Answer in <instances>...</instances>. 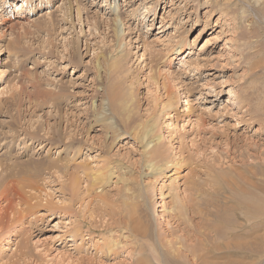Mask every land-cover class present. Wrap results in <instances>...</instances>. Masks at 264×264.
<instances>
[{
  "label": "rangeland",
  "instance_id": "374dc122",
  "mask_svg": "<svg viewBox=\"0 0 264 264\" xmlns=\"http://www.w3.org/2000/svg\"><path fill=\"white\" fill-rule=\"evenodd\" d=\"M10 1L0 264H264V0Z\"/></svg>",
  "mask_w": 264,
  "mask_h": 264
},
{
  "label": "bare ground",
  "instance_id": "6f19581e",
  "mask_svg": "<svg viewBox=\"0 0 264 264\" xmlns=\"http://www.w3.org/2000/svg\"><path fill=\"white\" fill-rule=\"evenodd\" d=\"M18 2H20L21 3V8L20 9H22V7L24 6V3H25V0H17ZM11 5L13 6V2H11ZM19 6V5H18ZM114 7V6H113ZM112 7V8H113ZM24 8V7H23ZM117 25V24H116ZM118 29H119V27H118ZM117 29V33L119 34V30ZM121 30V29H120ZM89 46V45H88ZM7 63V62H6ZM28 72V71H27ZM22 86V85H21ZM104 91H105V95L107 96V99H108V102H110L109 104H110V106L112 107V110L113 111H116L117 109H116V105H117V102H119L121 99H120V94H119V92L116 90V84L115 83H112V84H110V86H108V87H106L105 89H104ZM38 93V92H37ZM50 95V94H49ZM124 102H126V100H124ZM123 102V103H124ZM109 109H110V107H109ZM117 112V111H116ZM263 124H264V121H263ZM36 132V131H35ZM261 131L259 130V131H257L256 133H260ZM31 134V133H30ZM29 134V135H30ZM28 135V133H27V135L26 136H29ZM145 137H146V135H145ZM41 145H42V143H40ZM7 152V151H6ZM8 153V152H7ZM1 159V158H0ZM262 174V173H261ZM250 178V177H249ZM262 181V180H261ZM254 184L257 186H260L262 189H264V186H263V184H260V180H258V179H255L254 178ZM262 183H264V181H262ZM257 186V187H258ZM259 195V194H258ZM1 196H5V197H7V195H5L4 194V192H0V197ZM260 196V195H259ZM258 196V197H259ZM261 197V196H260ZM250 199V198H249ZM7 200V199H6ZM9 200V199H8ZM252 201V200H251ZM251 203H254V202H250V205H253V204H251ZM255 203H256V205H255V211H264V208L263 207H258L259 205H261V203H262V205H263V202H262V199L260 200V199H258V203L255 201ZM245 204V203H244ZM264 206V205H263ZM11 207V206H10ZM9 207V208H10ZM238 207H239V209L240 210H243L244 212L243 213H245V215H246V211L247 210H250L251 208L249 207V206H246V208H244V205H238ZM246 209V210H245ZM253 210V209H252ZM3 212V211H2ZM6 213H8V212H6ZM139 213V212H138ZM4 215V214H3ZM3 215H1L0 214V226H1V224L2 223H4L5 221V219H6V216L4 217ZM12 215V214H11ZM128 216H129V214H128ZM130 218L132 219L133 218V214H130ZM247 218V217H246ZM254 218H256V217H253V219ZM251 223V222H250ZM254 223H257V222H254ZM253 223V225L255 226H258V223L257 224H254ZM7 226V225H6ZM253 226V227H254ZM3 227V226H2ZM252 227V228H253ZM136 228H138V227H136ZM251 228V227H250ZM1 229V228H0ZM256 229V228H255ZM137 231H141V229H136ZM253 230V229H252ZM227 231V230H226ZM225 231V232H226ZM1 232V231H0ZM251 233H252V231H250ZM244 233H246L245 231H244ZM254 233H256V232H254ZM223 236H224V234H223ZM237 236V235H236ZM202 237H205L204 235L202 236ZM215 238V236L214 237H212L211 238V240L210 241H213V239ZM225 238V237H224ZM221 239H223V238H221ZM219 240H220V237H219ZM2 241V240H1ZM215 241V240H214ZM202 243V245L204 244V247H203V253H200L199 251V249H197L198 248V246H188L187 247V249H186V251L189 253V255H187V256H180V253L178 252L179 251V249H174V247L172 248V247H170L169 248V251H168V254L169 253H171V258H170V256H169V258H164V257H162L161 255H155V256H153V258H150V257H147V256H140V257H138L137 259H136V262H137V264H154L153 263V261L152 260H156L158 263H160V264H219V263H217V262H215V261H211L212 259H215V257H218L214 252L217 250V247L216 246H214V245H212V247H211V249H210V246H208V242L206 241V240H204V241H202L201 242ZM210 245V244H209ZM116 247V246H115ZM237 248L238 249H241V247H240V245L238 244L237 245ZM112 249H113V247H112ZM165 251V250H164ZM167 252V251H166ZM165 252V253H166ZM158 254V253H157ZM174 254V255H173ZM241 254H243V251H242V249L241 250H239V251H236V252H233L231 255H241ZM191 258H190V257ZM167 257V256H166ZM224 258H228V256L227 255H225V257ZM234 258V257H233ZM236 258V257H235ZM254 258L257 260L258 259V254L256 253V254H254ZM224 264H228V263H224Z\"/></svg>",
  "mask_w": 264,
  "mask_h": 264
}]
</instances>
